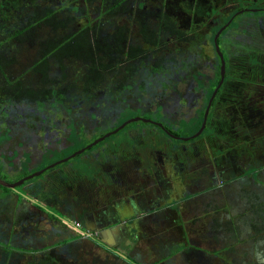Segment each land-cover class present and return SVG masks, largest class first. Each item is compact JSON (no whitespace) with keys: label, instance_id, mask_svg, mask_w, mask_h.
<instances>
[{"label":"flooded vegetation","instance_id":"flooded-vegetation-1","mask_svg":"<svg viewBox=\"0 0 264 264\" xmlns=\"http://www.w3.org/2000/svg\"><path fill=\"white\" fill-rule=\"evenodd\" d=\"M252 8H257L251 10L253 12L264 10V7ZM249 17L248 23L256 20L259 25L264 26L263 16L254 15V17ZM46 36L48 37V35ZM41 39H44V36H41ZM262 44L264 45V41H262ZM256 53V56L251 57L252 59L248 62L251 67L245 73L246 77H249L247 84L245 83L244 87L239 89L236 88V85H228L230 86L228 93L233 95L234 100L237 99L243 108L237 110V107H234L227 114L219 108L215 110L216 104H213V102L215 98L219 97L218 91L222 86L221 84L211 100L206 118V122L209 120L210 124L212 119L216 121L217 125H213L214 131L224 132L223 129L220 130L223 118L227 116L228 119L230 118L233 121L238 120L244 115L240 113L241 109L244 110V118H246L248 126L244 128L245 132L242 130V126L239 127V130L243 133V138H246V146L243 148L237 142L231 129L227 139L228 147L220 151V155L213 157L208 153L210 139L206 136L202 140H191L186 143L194 137L183 139L182 137L190 135L182 136L170 129L173 127V125H169L168 120L170 118H176L178 121L192 120V118L198 120L201 110H203L204 115L208 101L217 85H214L212 89L210 88L212 85L209 84L213 82L215 72L212 76H207V72L204 70L208 69V66L212 67L211 64L200 65L194 69L202 73V76H194L198 79H194L193 76L186 73L188 71V65H186L184 69L175 71L174 75L182 73V75L176 77V85H160L155 88H153V85L140 84L122 85V87L114 85L115 92L109 96H104L105 93L101 91V97L97 99L91 100L87 97L84 99H68L71 103L70 112L49 115L50 120H46L45 113L37 111L31 105L22 108L19 115L15 111L7 110L8 117L6 116L2 121L5 129L0 136L1 174L3 176L12 174L6 171V167L15 169V165L18 163L16 155L19 153L27 152L30 161L33 158L35 159L37 155L40 156L39 153L42 154L44 151L55 149V145L59 143L65 145L64 139L59 134L61 130L65 132L69 130L68 124L70 122L80 121L81 130L85 133L97 124H104L116 119L122 109L137 108L140 112H145L142 118L150 119L145 122L150 121L154 125H150L148 129L132 130L127 136V138H132L129 143L126 142L120 148L116 147L115 151L112 148L103 151V159L98 158L97 153L92 156L90 159L95 160L94 164L100 159L99 164L103 173L100 180L93 181L92 188L89 190L78 192L77 195L70 197L69 199L72 202L68 203V208L65 205L60 208L63 211L62 213L71 217L66 218L61 215V221L73 232L72 234H78V237L70 239L68 244L94 241L109 251L124 250V254H121V251L118 253L121 257L118 259L122 263L130 259L134 264H145L146 259H143L141 250L145 245L149 248L151 243L149 234H152L154 238L159 239L158 243L161 246V249L156 250L157 253L164 252L166 258L181 260L188 258L187 255L193 252L196 256V264H227L224 262L219 263L218 260H228L233 254V244L244 242L249 244L252 249L251 254L255 262L250 264H264V134L262 133L264 129V53L260 55V52ZM247 57L249 58V54ZM146 89L150 91L147 95L144 91ZM118 98L119 101H117ZM157 102L160 103L159 108ZM204 104L205 107L203 108ZM213 109L211 119L209 113ZM151 112L154 113L152 118L145 116ZM156 112L159 114H155ZM166 115L169 116V119ZM165 119L166 122L164 123ZM141 120L143 121V119ZM92 121L95 122L91 124ZM15 125H23L25 133L20 132L22 133L20 136L14 135ZM231 125H234V123ZM75 126L79 127L78 124ZM156 129L161 131L162 136H159L155 131ZM176 131L178 130L176 129ZM259 131L261 132L258 134ZM27 132L30 135H27ZM201 134L202 132L199 135ZM33 137H36V142L31 140ZM28 140L38 145L31 146L28 144ZM173 140L174 142H172ZM166 141H170V143ZM156 144H160V147L155 146ZM7 149L8 151H6ZM217 149H222V145H217ZM34 152L36 155H34ZM252 152L260 154L261 159H263H258L260 161L257 162L250 161ZM11 154L12 157H10ZM109 154L111 166L117 165V170L121 173L120 182L115 178L114 168L106 167L102 162L103 160L107 162L105 155L108 156ZM144 157L153 160L148 162L146 168L143 167L142 170H139L138 166L141 165L140 162ZM189 162L198 164V169L201 170V173L199 172V175L201 174L200 178L204 175L211 182L212 180L214 182L220 181V184L204 185L203 191L220 189L223 193H226L229 190L232 199L223 201L222 206H220L219 203L214 201L213 195H210L209 200L204 202L203 196L199 194L202 192L192 191V186L189 185L188 192L182 191L180 186L182 181L178 184L177 190L170 193L171 199L166 202V194L171 189L174 190L172 187L173 182H175L173 176L175 173L181 172L185 165L190 164ZM129 163L134 168L137 167L135 175L139 176L138 183L142 185V188L131 190L133 185L130 184L129 180L127 183L126 179L129 175L126 172L128 168L124 167H128ZM122 165L124 167H121ZM251 166H254V169L251 170L252 174L251 171L246 172ZM68 172H66L64 178L69 177ZM141 174L143 177L140 176ZM150 176L152 177L150 179L151 184L145 183L144 180ZM64 178L62 182L55 183V189L61 185L62 191L66 193L63 186H67V189H70V186L66 184L67 181ZM125 181L126 185L123 184ZM253 184H256L258 188H252ZM50 186L53 190L51 184ZM52 193L48 194V198L51 197V199L46 202L54 205L57 202L59 192ZM98 195H102V199L98 198ZM15 197V199L18 198L17 195ZM193 198H195L194 203ZM28 205H31V207H28ZM41 207V205H32L31 202L26 204V201H24L19 208H15V211L28 222L34 217L40 218L44 214V209ZM73 211H76L75 215H73ZM189 213L194 215H189ZM45 215L47 214L45 213ZM76 216H80V219H76ZM74 220L79 221L80 229L85 231V234L82 235L71 227ZM96 231L102 235L99 236L100 239L96 238L94 234ZM190 232L195 236L206 234L215 245H211L213 247H202L201 244L199 246L195 242L192 243L190 237H188ZM243 232L244 238L242 240L241 234ZM191 243L199 247H192ZM218 243L221 246L215 247ZM189 246L193 249L190 250ZM156 248L159 247L156 246ZM172 248L174 250L169 251ZM216 249H220L223 256L218 255L214 251ZM258 260L260 263H256ZM161 261L163 260L160 259L159 262Z\"/></svg>","mask_w":264,"mask_h":264},{"label":"trees","instance_id":"trees-1","mask_svg":"<svg viewBox=\"0 0 264 264\" xmlns=\"http://www.w3.org/2000/svg\"><path fill=\"white\" fill-rule=\"evenodd\" d=\"M54 1L0 0V85H3L0 86V136L5 129L2 121L7 116V110L15 111L19 115L22 108L31 105L37 111L45 113L46 120H50L49 115L70 112L71 103L69 100L84 99L85 97L91 100L97 99L101 97V91L105 93L104 96L112 95L115 92L114 85H119V87L130 85L131 79L142 75L143 70L149 69L153 74H170L169 80L161 81V85H176V77L182 73L175 75L174 73L178 69H184L186 65H188V71H186L188 75L202 76L200 71L194 69L200 65L211 64L213 66V62L207 63L204 58L211 54L215 58L214 79L212 84H209L212 85L210 86L212 89L220 77V58L215 50L213 37L216 31L229 19H231L229 24L222 29L217 38L219 48L221 43L226 48V54H224L226 71L222 86L218 91L219 97L214 99L213 104H216L215 110L219 108L226 114L234 107H237V110L243 108L242 104H239L237 99L235 101L234 96L228 93L230 89L228 85H236L237 89L244 87L245 83L241 84L238 81L245 77L246 70L243 69L248 64L246 50L251 48V40L254 42L253 56H256V52H259L260 49H264L262 42L256 40L260 34L259 29L264 31V26L259 25L256 20L248 23L249 16L245 17L243 13L235 15V13L243 8L264 7V0H224L225 5L229 4L226 13L221 12V7L217 6L220 0H135L137 3L136 22H128L127 25H113L112 29L107 32L97 17L107 15L113 19L114 15L116 16L118 12L124 10L121 6L127 4L128 0H111L106 6L96 9L95 13H98L99 16H95L94 19L87 18L86 21L78 20L75 14L81 9L83 11L81 15L84 16V13L86 14L84 7L87 5L76 4L77 0H61L59 3ZM84 1L87 3L92 0ZM141 3L144 7L139 5ZM250 11L246 9L244 12L251 13ZM214 14L217 17L210 25L211 32H213L208 34L202 31L200 25H206V19ZM133 28L135 34H130V30ZM43 29L48 37L44 35V39H40V32ZM56 31H61V33L55 34ZM202 34L210 38L212 51L209 53L206 50L207 54L204 56V52H195L198 43L196 41H200ZM36 36L39 38L37 40L39 49L34 60L27 67V71L23 73V70H16L15 73H9L8 69L12 68L11 63L13 62L12 54L16 52L13 47L26 43V40L29 43H34ZM183 48L187 49L186 54H181ZM240 51H243L244 54L239 55ZM177 54L179 56H176ZM151 58H153L152 61H150ZM191 62L193 63L191 64ZM28 70L31 74L27 76ZM68 77L71 79L69 80ZM194 79L198 78L194 77ZM140 85L143 84L140 83ZM237 94L239 96L238 91ZM157 105L159 108L160 103L157 102ZM212 112L214 109L210 111L209 116L212 115ZM240 113L244 115L238 120L234 119L235 121L225 116L220 127V130L223 129L224 132L219 133L214 131L213 125L217 124L211 116L212 123L210 124L207 120L204 129H213V131L204 135L202 132L201 135H197L186 143L191 140H202L206 136L210 139L209 155L217 157L220 155V151L228 147L227 139L232 129L237 142L243 148L246 146V138H243L239 127L242 126L243 130L248 125L244 118V110L241 109ZM202 115L203 110L200 111L198 120L192 118L187 121H178L176 118L169 119V116H166L169 119V125H173L175 122L197 124L196 131L201 125ZM146 116L152 118L154 113L151 112ZM71 123H73L72 125L78 124L79 130L82 129L80 121ZM143 123L154 125L150 121ZM233 123L234 125H231ZM170 129L179 133L176 131V126ZM217 145H222V149L218 150ZM257 155L252 152L250 161L257 160ZM250 168L254 169V166ZM1 177L6 179L7 176L2 175ZM0 190L3 194H8L12 189L0 184ZM15 200L13 218L5 216L7 210H0V218H3V221H0V264H9L7 259L18 261L25 254L30 256L29 264H65L67 257L58 251L57 247L64 249L69 245L70 239L78 237V234L69 233L67 236H61L58 233L59 239L51 244L47 243L41 248L25 245L28 240L33 243L36 238L39 242L48 237L43 235L37 227H33L35 224L31 226L35 223L36 217L26 222L18 212L16 213L15 208H19L24 200L20 198ZM44 213L46 212L44 211ZM46 214L57 222L56 225L60 226V229L68 228L61 221V217ZM76 219H80V216H76ZM54 221H52L53 224ZM14 237H18V239H14ZM53 246H55V253L52 250ZM214 251L223 256L220 249ZM106 252L109 250L106 249ZM110 253L120 257L116 251L110 250ZM123 264L134 263L128 259Z\"/></svg>","mask_w":264,"mask_h":264},{"label":"rangeland","instance_id":"rangeland-1","mask_svg":"<svg viewBox=\"0 0 264 264\" xmlns=\"http://www.w3.org/2000/svg\"><path fill=\"white\" fill-rule=\"evenodd\" d=\"M61 0H55L54 2L59 3ZM111 1V0H92V1H88L86 3V1L84 0H77L76 4H84L87 5V7H84L86 14L84 13V16L81 15V13L83 12L81 9H79L80 12H77L76 17H78V20L80 21H86L87 18L89 19H94L95 16H99L98 13H95V11H97L96 9L104 7L107 5V3ZM231 1V0H230ZM224 0H220L217 3V6L221 7V12H227L226 8L229 7V4H224L223 3ZM139 5H142L139 4ZM124 10L118 12L116 14V16L114 15V18H110L107 17V15H102L99 16L97 18L100 19L104 30L107 32L110 29H112V26H116L118 24H125L127 25L128 22H136L135 19V9L137 8V3L135 2V0H128L127 4L121 6ZM142 7H144V5H142ZM244 11L246 9L251 10V8H243ZM134 10V12H133ZM239 11V10H237ZM236 11V12H237ZM240 12L237 14H242L245 17L248 16H253L254 15H260L264 17V10H258V11H254V13L252 11L249 12ZM104 14V13H103ZM134 14V17H133ZM235 13V15H237ZM217 17L216 14L212 15L210 18L206 19V25H203L201 27L202 31L206 32V33H211V27L210 25H212L214 23V18ZM250 19V17H249ZM252 19V18H251ZM106 27V28H105ZM209 27V28H208ZM134 28L132 30H130V34H135L134 32ZM260 30V34L259 36H257L256 40L258 42H262L264 40V31L263 29H259ZM203 32V33H204ZM46 31L43 29L40 32V39L41 36L46 35L45 34ZM61 31H56L55 34H60ZM39 38H37V36L35 37L34 43H29L28 40H26L27 42L24 44H20L17 46L18 47H13V50H16L15 53H13V62H12V67L11 69H8L9 73H15L16 70L22 71L23 73L25 71H27V67L29 66V64L31 63L32 60H34L35 56H36V52L39 49V42L37 41ZM198 42L195 48V52L198 53H202L204 52L203 56L205 54H207V51L209 53H211V43H210V38H207L206 36L200 37V41H196ZM253 41H251L250 45L251 48H248L246 50V52L249 54V58H246V61L248 60V62H250V60L252 59L251 57H253ZM234 45V44H232ZM208 46V47H206ZM186 48V47H185ZM181 49L183 50V52L181 54H186L187 53V49ZM190 51H192L191 49H188ZM180 51V50H179ZM220 51L224 54H226V48L225 46H223V43H221L220 46ZM193 52V51H192ZM235 52V50H234ZM259 55L261 53H264V49H260L259 50ZM243 53V51L239 52V55H241ZM244 54V53H243ZM176 56H179L178 54ZM202 56V57H203ZM205 61L207 63L213 62V66L210 67L208 69H204L207 72V76H212L213 72H214V63H215V58L213 56V54H211L209 57H204ZM153 58L150 59V61H152ZM226 62V61H225ZM17 67V68H16ZM251 66L246 64L244 66L243 70H248ZM56 74H58L57 72H55ZM246 73V71H245ZM30 71L28 70L27 72V76L30 75ZM141 75V74H140ZM135 76L134 78L131 79L130 81V85H139L140 83L143 85H153V88L158 87L161 85V81L165 80L168 81L170 78V74H156V73H152L149 71V69L147 70H143L142 71V75L140 76ZM68 79L70 80L71 78L68 77ZM73 81V80H72ZM249 81V77H243L242 79H240V81H238L241 84H244ZM143 82V83H142ZM212 84V83H211ZM3 86V85H0ZM151 89V88H150ZM146 95L150 93L149 89L144 90ZM147 91V92H146ZM149 91V92H148ZM140 93V92H139ZM151 97V96H150ZM126 98V97H124ZM120 99L118 98L117 101H119ZM145 114V112H140L137 108H133V109H122L121 112L118 114V116L116 117V119L111 120L110 122H106L104 124H97L95 126H93L91 128L90 131H86L85 133L82 132V130H79V127H76L75 125H72L73 123H69V130L62 131L60 132V136L62 139H64V143L65 145H63L62 143H59L58 145H55V149H51L47 152H43L42 154H40V156L37 155V157L32 160L29 161L28 159V155L27 152L24 153H19L17 154V160L18 163L15 165V169H11L8 166L6 167V171H8V173H12L10 176L6 177V181L9 182H13V181H19L24 179L25 177L29 176L31 173H34L36 171H39L40 169H44L42 173H40V175H34L31 178H27L25 179L22 183L18 184L14 189L10 190L8 194H3V192L0 190V210H7V212L5 213V216H10L11 218H13V209L16 205V201L14 200L16 197L15 195L18 196V198L26 201V204H29V202H31L32 205L35 206H39L41 205L42 209H44V211L46 213L49 214H53L54 216L57 217H61V215L65 216L66 218H71L69 217V215L62 213L63 211H61L60 208H62L63 205H65L66 208H68V203L72 202L71 199H69L72 196H75L78 194V192H82L85 190H89L90 188H92V183H94L93 181H99L100 180V176L103 175V173L101 172V166L99 164L100 159H103V151H107V149L112 148L114 151L116 150L115 148H120L121 145H125L126 142L129 143V141L132 138H127L129 132H131L132 130H136L139 128H145L148 129L150 128L149 124H144L143 122H145V120H141L142 117H144L143 115ZM139 116L140 118L138 120L135 121H131L129 123H127L124 127L118 129L116 132L111 133L110 135L104 137L102 140L98 141L97 143L88 146V144H90V142L95 141L97 138H99L100 135L105 134L115 128H117L120 124H122L124 121H126L127 119H130L132 117H136ZM146 116V115H145ZM92 121L91 124H93ZM182 124V127H181ZM196 125L197 124H184L183 122H175L173 123V126L177 127L178 132L182 135V136H188L191 135L193 133H195V129H196ZM24 126L20 125V126H16L14 127V135H19L24 132ZM200 128V126H199ZM245 132V129H243ZM159 136L161 135V131L159 130H155ZM195 131V132H193ZM213 131V129H204L203 135L207 134V133H211ZM22 132V133H20ZM193 132V133H192ZM261 131L258 132V134ZM262 133L264 134V129L262 131ZM27 135H30L29 132H27ZM166 138V137H165ZM168 139V138H166ZM31 140H34L36 142V137H33ZM165 142V140H163ZM168 143H170V141H166ZM174 142V140L172 141ZM27 143V142H26ZM28 144L32 145H38L37 143H32L30 142V140H28ZM186 144V143H185ZM30 146V147H31ZM155 146H159L160 144H156ZM34 147V146H33ZM84 148V150H82L81 152L75 154L74 156H69L72 153L80 150ZM8 151V149L6 150ZM40 152V150H38ZM120 152V151H119ZM97 153V155H99L97 160V163L94 164L95 160L90 159L92 156H94ZM15 155V154H13ZM34 155H36V153L34 152ZM258 159H261V155H257ZM10 157H12V154L10 155ZM67 157L66 160H62L63 158ZM107 162L104 160L102 161L106 167H110V168H114V173H115V178H117L119 180V182L121 181V173L120 171L118 172V167L117 165L111 166V159H110V154L107 156L105 155ZM11 159V158H10ZM15 159V158H14ZM254 160L255 162L260 161V160ZM263 159V158H262ZM261 159V160H262ZM62 160V161H60ZM151 160H153L152 158L150 159H145V157L143 158V160L140 162L141 165H139V170H142L143 167L146 168L148 162H151ZM55 163L53 166L51 164ZM139 163V164H140ZM190 164L185 165L184 169L179 172V173H175V175L173 176V180L175 182H173L172 187L174 188L171 189L167 194H166V202H168L171 199L170 193H172L173 191L177 190L178 184H180V182H182L180 184V186L182 187V191L184 192H188L189 191V185L192 186V191H196L198 190L199 193L203 196V201L206 202L209 200L210 195H213V199H215L214 201H216L217 203L220 204V206H222V202L225 200H231L232 199V194L229 190H227L226 193H223L220 189L218 190H206L203 191L204 185L205 186H209L212 184H220V181H213L211 182L210 179L206 178L204 175L202 178H200L201 174L199 175V172L201 173V170L198 169V164L195 162H189ZM94 164V166H93ZM104 167V166H103ZM121 167H124V165H122ZM124 168H128L127 170V175H129V179L127 178V183L128 180L130 181V184H132V189L131 190H135L137 188H142V185L139 184V179L136 174V168L137 167H133V165H131V163H129L128 167H124ZM253 170V168H248L246 170L247 171H251ZM70 171V172H68ZM66 172H68L69 177L68 178H64L66 175ZM253 172L251 171V174ZM125 174V173H124ZM141 177H143V175H140ZM253 176V175H251ZM63 178L67 181V185L70 186V189H67V186H63V189L66 191V193H64L62 191V186L60 185L59 187L57 186V189H55V183L58 181H63ZM183 178V180H182ZM91 179V180H90ZM152 177H147L146 180H144L142 178V180H144L145 183H149L151 184V180ZM214 182V183H213ZM138 183V185H137ZM238 183V182H237ZM53 190L51 189V186ZM124 185H126V181L125 183H123ZM148 184V185H149ZM135 185V186H134ZM147 185V186H148ZM226 185L229 186L228 183H226ZM155 188V187H154ZM252 188L257 189L258 186L256 184L252 185ZM232 190V189H231ZM59 192L58 198H57V202L53 205L52 203H47L46 201L48 199H51V197L48 198V194L52 193L55 194L56 192ZM11 192V193H10ZM15 195H14V194ZM130 193V192H129ZM93 195V194H91ZM51 196V195H50ZM67 196V197H66ZM102 195H98L97 197L102 199L101 197ZM75 199V197H74ZM237 200V199H236ZM235 200V201H236ZM193 203L195 201V198H193ZM234 201V203H235ZM74 202H76V200H74ZM213 203V202H211ZM28 207H31V205H28ZM192 209V208H190ZM189 209V211H190ZM76 214V211H73V215ZM189 215H194L192 213H189ZM15 216V215H14ZM185 218V217H184ZM71 220V219H69ZM0 221H3V218H0ZM52 219H50L47 215L42 214L40 216V218H36L35 219V223L31 224V226L33 227H37V229L39 231H42L43 235H46L48 238L44 239V240H40L38 242V239L36 238V241L33 240V243L31 240H28V242L25 244L27 246H38L39 248L44 247V245H46L47 243L51 244L53 242H55L56 239H59L58 237V233L62 236H67L69 235V233H73L71 232L68 228L67 229H60V226L56 225L57 222H55L54 224L52 223ZM28 224V223H26ZM32 228V227H31ZM34 229V228H33ZM95 229V228H93ZM94 234L96 235V238L98 239L99 236L101 237L102 235L99 234L98 231L94 232ZM31 235V234H30ZM150 237V241H151V246L149 244V248L145 245L143 246V249L141 250V255L143 256V259H146L144 262L149 263V264H196L197 260H196V256L195 253L190 252L189 255H187L188 258L185 259H169L165 257L164 252L161 253H157L158 251H156L157 249H161V246L159 245V239L154 238V235L149 234ZM148 235V236H149ZM28 236V233H27ZM156 237V236H155ZM188 237H190L191 242H195L197 245L200 246V244L202 245V247H213L211 245H215V243L212 242L211 239H209L207 237L206 234H201L200 236H195L194 234H191V232L188 234ZM241 238L243 240L244 238V232L241 234ZM14 239H18V237H14ZM100 239V238H99ZM213 239V238H212ZM217 240V239H216ZM234 242V240H233ZM191 243L192 247H199L196 246L194 244ZM209 244V245H208ZM67 245V244H66ZM155 245V246H154ZM234 248H233V254L229 257V259H224L221 260L219 259V263H227V264H250L251 262H255L254 258L252 257V252H251V246L249 244H245L244 242H240L239 244L234 243ZM154 246V249H153ZM156 246H158L159 248H156ZM174 246V245H173ZM189 246V249L192 250L193 248ZM221 244L218 243L215 247H220ZM151 247V249H150ZM176 247V246H174ZM188 247V245H187ZM11 248H15V247H11ZM28 248V247H27ZM212 249V248H211ZM53 252L55 253V246L52 247ZM57 250L60 251L63 255H65L67 257V262L68 264H123L122 262H120V260L117 256H114L112 253L106 252V248H103L100 246V244L95 243L94 241L92 242H84V243H72L69 244L67 246L64 247V249H59L57 247ZM174 248H172L169 251H173ZM119 251H121V254H124V250L122 251L121 249H117V253H119ZM156 251V252H155ZM166 252V251H165ZM35 253V252H34ZM114 253V252H113ZM37 254V253H36ZM120 255V254H117ZM135 255V254H134ZM28 258H30V256H28L27 254L23 255L22 257H20V259L18 261H11V259H7V263L9 264H29L28 262ZM160 259H162L163 261L159 262ZM65 263V264H66ZM256 263H260L259 260Z\"/></svg>","mask_w":264,"mask_h":264},{"label":"water","instance_id":"water-1","mask_svg":"<svg viewBox=\"0 0 264 264\" xmlns=\"http://www.w3.org/2000/svg\"><path fill=\"white\" fill-rule=\"evenodd\" d=\"M256 9H257V8H252L251 10H256ZM242 11H244V9H241V10L237 11L236 14H237V13H240V12H242ZM230 20H231V19H229L228 22H226L224 25H222V26L216 31V33L214 34V37H213V41H214V45H215V50H216V52H217V54H218V56H219V58H220V79H219V81H218V83H217L215 89L213 90L212 95H211V97H210V99H209V101H208V104H207V107H206V109H205V112H204V115H203V119H202V122H201L200 128H198V130H197L195 133H193L192 135H190V136H188V137H182L183 139H188V138H190V137H195V136L199 135V134L202 132V130H203L204 127H205L206 118H207V114H208L209 106H210V104H211V100H212L213 96L215 95L217 88L222 84V81H223V78H224V75H225V60H224V57H223V53L220 51V48H219V45H218V42H217V38H218V36L220 35V32L222 31V29L225 28V27L227 26V24H229ZM139 118H140L139 116H136V117H132V118H130V119H127V120L124 121L122 124H120L117 128H115V129H113V130H111V131L105 133L104 135L100 136V137L97 138L95 141H93V142H91L90 144H88V146H91V145L97 143L98 141L102 140L104 137H106V136L110 135L111 133L116 132L118 129L124 127L127 123H129V122H131V121L138 120ZM141 119H143V120H145V121L150 120V119H148V118H141ZM82 150H84V148H82V149H80V150H78V151L72 153V154L69 155V156H74L75 154L81 152ZM66 159H67V157L63 158L62 160H66ZM62 160H60V161H62ZM54 164H55V163H53V164H51V165L53 166ZM43 170H44V169H40L39 171H36V172H34V173H31L29 176L25 177L24 179L31 178V177H33L34 175H38V174L42 173ZM24 179L19 180V181L9 182V181H6L5 179H3V178L0 177V184L3 185V186H6V187H8V188L13 189V188H15L18 184L22 183V182L24 181Z\"/></svg>","mask_w":264,"mask_h":264},{"label":"built area","instance_id":"built-area-1","mask_svg":"<svg viewBox=\"0 0 264 264\" xmlns=\"http://www.w3.org/2000/svg\"><path fill=\"white\" fill-rule=\"evenodd\" d=\"M71 227L74 228L76 231L80 232V234L82 235L86 233L85 231H81L80 229L81 226L78 220H74Z\"/></svg>","mask_w":264,"mask_h":264}]
</instances>
